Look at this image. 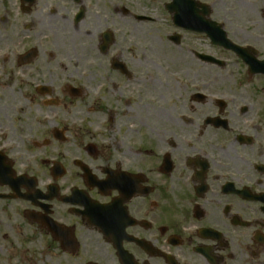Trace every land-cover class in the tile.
<instances>
[{"label":"flooded vegetation","instance_id":"obj_1","mask_svg":"<svg viewBox=\"0 0 264 264\" xmlns=\"http://www.w3.org/2000/svg\"><path fill=\"white\" fill-rule=\"evenodd\" d=\"M146 3L0 0L21 214L49 264H264V0Z\"/></svg>","mask_w":264,"mask_h":264},{"label":"rangeland","instance_id":"obj_2","mask_svg":"<svg viewBox=\"0 0 264 264\" xmlns=\"http://www.w3.org/2000/svg\"><path fill=\"white\" fill-rule=\"evenodd\" d=\"M140 10L148 7L146 0H139ZM159 26L163 25V19L158 20ZM156 26V25H154ZM168 50L170 59L188 60L192 58L190 50L200 51L198 40L193 35H185L180 48L173 46L164 47ZM201 50H206L201 48ZM24 113L18 116L21 120L20 128L30 131L31 112L29 106L23 107ZM43 137L50 129V124L43 121ZM51 150V149H50ZM46 151V154L50 152ZM41 155H44L41 154ZM5 188H0V192H6ZM23 205L18 201L0 200V264H49L41 254L45 238L35 226H30L21 214Z\"/></svg>","mask_w":264,"mask_h":264},{"label":"water","instance_id":"obj_3","mask_svg":"<svg viewBox=\"0 0 264 264\" xmlns=\"http://www.w3.org/2000/svg\"><path fill=\"white\" fill-rule=\"evenodd\" d=\"M6 175H4V174H0V183H4V184H8V185H10L14 190L15 189H17L18 188V185H20L19 184V182H18V180H13V179H11L12 178V174L10 175V176H8V177H5ZM17 184V185H16Z\"/></svg>","mask_w":264,"mask_h":264},{"label":"bare ground","instance_id":"obj_4","mask_svg":"<svg viewBox=\"0 0 264 264\" xmlns=\"http://www.w3.org/2000/svg\"><path fill=\"white\" fill-rule=\"evenodd\" d=\"M1 225V224H0Z\"/></svg>","mask_w":264,"mask_h":264}]
</instances>
